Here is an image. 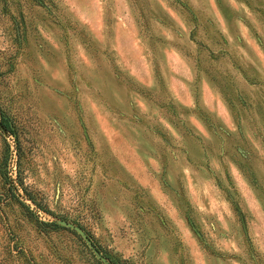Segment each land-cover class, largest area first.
Instances as JSON below:
<instances>
[{
  "label": "rangeland",
  "instance_id": "1",
  "mask_svg": "<svg viewBox=\"0 0 264 264\" xmlns=\"http://www.w3.org/2000/svg\"><path fill=\"white\" fill-rule=\"evenodd\" d=\"M0 264H264V0H0Z\"/></svg>",
  "mask_w": 264,
  "mask_h": 264
},
{
  "label": "trees",
  "instance_id": "2",
  "mask_svg": "<svg viewBox=\"0 0 264 264\" xmlns=\"http://www.w3.org/2000/svg\"><path fill=\"white\" fill-rule=\"evenodd\" d=\"M1 123L4 125V127L11 132V128L7 122H5L2 118L0 119Z\"/></svg>",
  "mask_w": 264,
  "mask_h": 264
}]
</instances>
